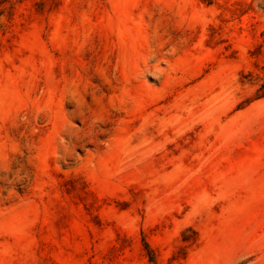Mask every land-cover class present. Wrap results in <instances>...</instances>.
Returning a JSON list of instances; mask_svg holds the SVG:
<instances>
[{
    "label": "rangeland",
    "instance_id": "obj_1",
    "mask_svg": "<svg viewBox=\"0 0 264 264\" xmlns=\"http://www.w3.org/2000/svg\"><path fill=\"white\" fill-rule=\"evenodd\" d=\"M0 264H264V0H0Z\"/></svg>",
    "mask_w": 264,
    "mask_h": 264
}]
</instances>
